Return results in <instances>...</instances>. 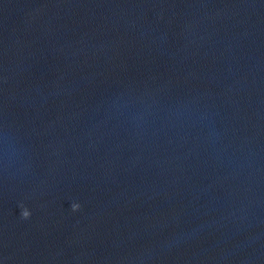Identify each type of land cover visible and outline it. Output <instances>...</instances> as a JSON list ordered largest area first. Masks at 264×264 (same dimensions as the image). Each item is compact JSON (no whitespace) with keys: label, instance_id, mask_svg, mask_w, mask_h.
Masks as SVG:
<instances>
[{"label":"clouds","instance_id":"9594fccd","mask_svg":"<svg viewBox=\"0 0 264 264\" xmlns=\"http://www.w3.org/2000/svg\"><path fill=\"white\" fill-rule=\"evenodd\" d=\"M80 207H81V205L79 203H75V202L71 203V205H70V208L73 212L78 211L80 209ZM20 208H21V211H20L21 218L24 220L29 219L31 216L30 210L23 205H20Z\"/></svg>","mask_w":264,"mask_h":264}]
</instances>
